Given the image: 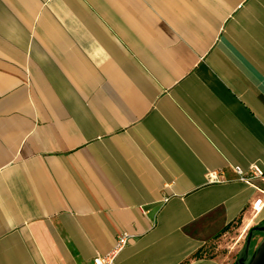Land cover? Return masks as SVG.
I'll use <instances>...</instances> for the list:
<instances>
[{
	"label": "crops",
	"instance_id": "0c3cea01",
	"mask_svg": "<svg viewBox=\"0 0 264 264\" xmlns=\"http://www.w3.org/2000/svg\"><path fill=\"white\" fill-rule=\"evenodd\" d=\"M254 166L264 0H0V264H234Z\"/></svg>",
	"mask_w": 264,
	"mask_h": 264
},
{
	"label": "rangeland",
	"instance_id": "374dc122",
	"mask_svg": "<svg viewBox=\"0 0 264 264\" xmlns=\"http://www.w3.org/2000/svg\"><path fill=\"white\" fill-rule=\"evenodd\" d=\"M264 225L262 223H259L257 226ZM254 225V227H257ZM239 225H235L234 229L227 231L226 235L223 236L221 234L219 237H217L205 250V255L208 257H213L217 254H227L228 252L232 251V255L235 256V261L240 257V255L243 253V250L246 245L247 241V235L249 233V230H246L243 233V230L238 229ZM253 228V227H252ZM264 233L263 232H257L256 234H253L252 239V245L254 247H257L258 244L263 240ZM256 249V248H255ZM254 249V250H255ZM234 253H238L237 255Z\"/></svg>",
	"mask_w": 264,
	"mask_h": 264
},
{
	"label": "built area",
	"instance_id": "2783aa9c",
	"mask_svg": "<svg viewBox=\"0 0 264 264\" xmlns=\"http://www.w3.org/2000/svg\"><path fill=\"white\" fill-rule=\"evenodd\" d=\"M236 174L239 176L240 181L247 184L250 183V177L244 175L240 169H236ZM250 174L252 177L259 178L262 182H264V173L261 172L255 166L250 168ZM210 180H216V178L210 176ZM263 205H264L263 200H257L252 206L253 212L255 214L259 213ZM130 239L131 237L126 234L117 235L115 245L112 251L105 256L94 258L91 264H114V260L116 256L122 249H124L127 246Z\"/></svg>",
	"mask_w": 264,
	"mask_h": 264
},
{
	"label": "water",
	"instance_id": "95a60500",
	"mask_svg": "<svg viewBox=\"0 0 264 264\" xmlns=\"http://www.w3.org/2000/svg\"><path fill=\"white\" fill-rule=\"evenodd\" d=\"M254 232H263L264 233V226L260 225L257 227H253L249 230L247 235V241L243 253L240 257L236 260L234 264H264V238L258 244L256 249L253 251L251 255L250 253V245L253 239Z\"/></svg>",
	"mask_w": 264,
	"mask_h": 264
},
{
	"label": "trees",
	"instance_id": "16d2710c",
	"mask_svg": "<svg viewBox=\"0 0 264 264\" xmlns=\"http://www.w3.org/2000/svg\"><path fill=\"white\" fill-rule=\"evenodd\" d=\"M262 224H264V222H263ZM255 248H256V247H254V246L252 245V242H251V245H250V253H249V255H251V254L253 253V251H254Z\"/></svg>",
	"mask_w": 264,
	"mask_h": 264
},
{
	"label": "flooded vegetation",
	"instance_id": "af4514ba",
	"mask_svg": "<svg viewBox=\"0 0 264 264\" xmlns=\"http://www.w3.org/2000/svg\"><path fill=\"white\" fill-rule=\"evenodd\" d=\"M262 226H264V225H262ZM257 232H254V234H256Z\"/></svg>",
	"mask_w": 264,
	"mask_h": 264
}]
</instances>
